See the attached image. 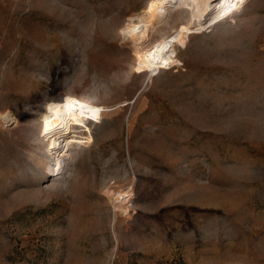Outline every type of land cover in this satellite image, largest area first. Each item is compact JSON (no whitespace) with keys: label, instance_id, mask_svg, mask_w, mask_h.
<instances>
[{"label":"rangeland","instance_id":"374dc122","mask_svg":"<svg viewBox=\"0 0 264 264\" xmlns=\"http://www.w3.org/2000/svg\"><path fill=\"white\" fill-rule=\"evenodd\" d=\"M67 96L104 112L57 148ZM6 113L0 264H264V0H0Z\"/></svg>","mask_w":264,"mask_h":264},{"label":"bare ground","instance_id":"6f19581e","mask_svg":"<svg viewBox=\"0 0 264 264\" xmlns=\"http://www.w3.org/2000/svg\"><path fill=\"white\" fill-rule=\"evenodd\" d=\"M247 1L248 0H243V3H236L235 7H233L230 3H220V0H197L196 17L200 22L204 19L206 25L212 23L216 18L234 13L239 8L243 7ZM184 32H188V30L183 28L179 33L171 37L169 41L163 44L161 43L147 52L148 65L151 69H154L155 73L158 67L167 58V51L170 44L179 39ZM145 34L146 31L137 34V45L141 44L142 40L145 38ZM73 98L81 101L86 107L76 105L75 110L71 111L67 107H64L65 99L60 102H50L47 105V114L43 118V129L49 133L50 142L55 144L57 148H63L69 145L75 138L84 139L81 134L83 132H90L87 120H99L104 112L102 106L93 105L76 97ZM67 103L71 104L72 101L69 100ZM93 109H99L100 111L94 112ZM84 117L88 119H84ZM92 117H94V119H92ZM0 120L5 124H13L16 121L10 113L0 114ZM76 121H80V124L84 126H80ZM81 127L85 128V130Z\"/></svg>","mask_w":264,"mask_h":264},{"label":"snow or ice","instance_id":"6c2138e0","mask_svg":"<svg viewBox=\"0 0 264 264\" xmlns=\"http://www.w3.org/2000/svg\"><path fill=\"white\" fill-rule=\"evenodd\" d=\"M191 2L195 3V2H197V0H191ZM220 3H230V4H232L233 7H235L236 3H243V0H220ZM136 27L138 29L139 25H137ZM69 100L72 101L71 104L67 103V101H69ZM76 105H80V107H86V105H84L81 101H78V100H76L73 97H65V105H64V107H67L71 111H74ZM93 111L94 112H98L100 110L99 109H93ZM84 119H88V118L84 117ZM92 119H94V117H92ZM76 123L79 124L80 126H84L83 124H80V121H76Z\"/></svg>","mask_w":264,"mask_h":264}]
</instances>
